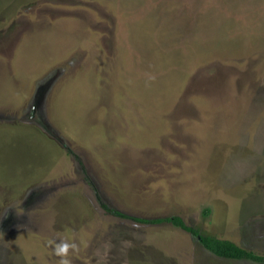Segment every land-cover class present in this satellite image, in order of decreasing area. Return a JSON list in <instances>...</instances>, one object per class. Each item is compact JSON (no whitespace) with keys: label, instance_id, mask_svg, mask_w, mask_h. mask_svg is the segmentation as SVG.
<instances>
[{"label":"rangeland","instance_id":"obj_1","mask_svg":"<svg viewBox=\"0 0 264 264\" xmlns=\"http://www.w3.org/2000/svg\"><path fill=\"white\" fill-rule=\"evenodd\" d=\"M264 254V0H0V264Z\"/></svg>","mask_w":264,"mask_h":264},{"label":"trees","instance_id":"obj_2","mask_svg":"<svg viewBox=\"0 0 264 264\" xmlns=\"http://www.w3.org/2000/svg\"><path fill=\"white\" fill-rule=\"evenodd\" d=\"M104 210H106L107 213H110L120 219L131 220L143 225L171 224L173 227L190 233L192 236L199 237V241L202 247H204V249H206L208 252L219 259L236 262H246L250 264H264V254L254 253L253 251L242 248L229 240L200 235L198 231L192 229L190 226H187L184 223L183 219L180 217L175 216L149 220L129 217L122 213L111 211L105 206Z\"/></svg>","mask_w":264,"mask_h":264},{"label":"clouds","instance_id":"obj_3","mask_svg":"<svg viewBox=\"0 0 264 264\" xmlns=\"http://www.w3.org/2000/svg\"><path fill=\"white\" fill-rule=\"evenodd\" d=\"M69 248H75V245L62 242L56 246V254L62 258L60 264H70V260L67 258Z\"/></svg>","mask_w":264,"mask_h":264}]
</instances>
